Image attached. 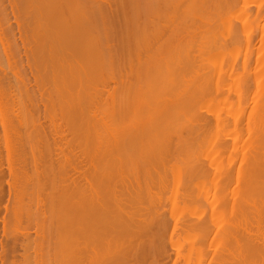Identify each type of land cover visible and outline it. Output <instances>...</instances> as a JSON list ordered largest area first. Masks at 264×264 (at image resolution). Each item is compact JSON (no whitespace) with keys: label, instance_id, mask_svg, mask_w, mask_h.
<instances>
[{"label":"bare ground","instance_id":"bare-ground-1","mask_svg":"<svg viewBox=\"0 0 264 264\" xmlns=\"http://www.w3.org/2000/svg\"><path fill=\"white\" fill-rule=\"evenodd\" d=\"M26 1L34 13H26ZM0 8V64L4 63L2 71L7 66L9 70L2 75L8 78L10 72L16 75L20 69V73L30 69L34 82V89L27 93L28 78H22V84L15 82L21 79L20 73V79L11 77L14 83L12 79L0 81V136L6 144L0 137V144L6 147L0 150L6 149L8 155L7 160L0 155V163L7 161V175L18 180V173L10 167L13 150L7 149L10 136L6 133L13 131L18 138L20 128L28 123L36 138L52 148L50 154L53 149L61 154L59 158L56 153L57 157L46 154L51 158L47 165L38 162L37 149L35 156L31 150L33 173L24 179L29 187L35 186L38 196L49 192L42 196L44 204L39 198L32 201L39 205L34 217L39 220L47 215L51 221V228L47 227L53 231L54 249L60 254L54 252L62 258L58 264H155L158 247L163 252L157 254L169 257L166 246L160 244L167 241L170 225L173 234L188 233L192 227L198 230L197 242L190 246H181L179 235L178 242L173 240L177 261L182 259L184 264H264V0H110L106 4L99 0H0ZM10 12L21 46L15 40V25L10 26ZM26 29L33 33L37 50L31 57L27 48L33 41L25 39ZM19 47L28 57L25 63L23 55L20 60L15 56L21 51ZM39 49L42 53L48 49L52 55L44 51L46 60ZM41 59L44 65L48 62L46 72L41 70ZM13 60L17 67L12 66ZM46 80L53 84V92L48 91L49 105L44 102L46 92H40V82ZM15 83L23 91L18 98L16 92L10 93ZM24 90L30 94L31 112L35 113L26 118L27 124L20 106ZM220 91L221 100L215 99ZM13 94L16 102L11 99ZM242 101L243 107L238 104ZM43 105L47 111L56 108L50 118L44 116L49 122L47 130L40 117ZM10 106L11 113H7ZM17 106L19 109L14 108ZM14 109L21 110V116L13 115ZM21 132L23 138L25 130ZM67 143H76L82 159ZM236 157L245 161L236 166ZM43 165H47L45 170ZM4 166L0 167V177H4ZM67 169L72 170V177ZM19 175L22 178L23 174ZM6 185L9 195L15 186L20 187L16 180ZM15 194L12 202L15 198L18 206L32 203L25 200L19 205L17 197L23 195ZM47 202L49 213L44 215L40 206ZM168 202L173 224L167 221L169 211L163 205ZM3 208L7 214L10 208ZM68 213L74 216L72 223ZM14 214L13 218L21 215ZM212 221H217V228L211 226ZM9 234L5 238L14 236ZM194 234H189L193 242ZM22 235L28 238L27 233ZM16 237L9 238L13 244ZM169 239L172 243V235ZM2 257L0 264H5Z\"/></svg>","mask_w":264,"mask_h":264},{"label":"rangeland","instance_id":"rangeland-1","mask_svg":"<svg viewBox=\"0 0 264 264\" xmlns=\"http://www.w3.org/2000/svg\"><path fill=\"white\" fill-rule=\"evenodd\" d=\"M15 1H16V0H15ZM18 1H19V0H17V2H18ZM99 1H100L101 3L104 2V3L106 4V3H108L110 0H99ZM106 1H108V2H106ZM20 3H21V2H20ZM36 3H38V2L36 1ZM25 4H26L25 6H27V8H28L29 5L27 4V1H26ZM5 5H7V3H5ZM36 5H38V4H36ZM251 5H253L252 2L250 3L249 6H251ZM254 6H255V5H253V7H254ZM253 7L251 6V8H253ZM7 8H8V7H7ZM27 8H25L26 13H27V14H28V13H31L30 11H31L33 8H30V9H29V8L27 9ZM34 8H35V7H34ZM39 9H40V8H39ZM0 10H1V8H0ZM7 10L10 11V8H8ZM37 10H38V8H37ZM40 10H41V9H40ZM252 10H253V9H252ZM32 11H33V13H34V10H32ZM0 13H1V12H0ZM8 13H9V12H8ZM0 15H1V17H2V13H1ZM11 16H12V15H11V12H10V17H9V18H12V19H11V23H10V22H9V23H10V26L12 25V27H14V26H13V25H15L14 22H13L14 20H13V17H11ZM0 19H2V18H0ZM8 20H9V19H8ZM27 20L30 21L29 19H27ZM9 21H10V20H9ZM2 23H3V22H2ZM0 25H1V20H0ZM14 28H15V30H14V31L12 30V31H13V33H15L14 35H15L16 37L13 36V33H10V34H11L10 36H11V37L13 36V40L16 38V39H15L16 42H17V40H18V42H17L18 44H17V45H19V43H20V39L18 38L19 33L17 32L16 25H15ZM253 28H254V26H253ZM253 28H252V29H253ZM27 29H28V28H27ZM27 29H26V31L28 32V33L26 32V33H27V38H26V34H24L25 36H24V35H23V36L25 37V39H26L27 41H29V40H30V41H33V44H31V45H33V46L30 45V48H29V49L27 48V53H30L29 55H30V57H31V52H32V56H33V55H36V54H37V50H36V47H34V46H35V42H34V36H33V33H32V32L29 33V30H27ZM250 29H251V28H250ZM12 31H11V32H12ZM16 32H17V33H16ZM256 32H257V31L255 30V33H256ZM28 34H29V35H28ZM258 34H259V32L257 33V36L259 37ZM225 35L227 36V34H225ZM255 35H256V34H255ZM14 37H15V38H14ZM24 37H23V38H24ZM17 38H18V39H17ZM10 39H11V38H10ZM11 40H12V39H11ZM15 40H14V41H15ZM26 40H25V41H26ZM11 42H12V41H10V43H11ZM16 42H15V43H16ZM40 44H41V43H40ZM40 44H39V45H40ZM9 45H12V46L14 47L13 42H12V44H9ZM258 45H260L259 42H258V44L256 45V48L258 47ZM20 46H21V43H20ZM31 47H32V48H31ZM19 48H20V50L22 49V47H19ZM34 48H35V49H34ZM39 48H40V46H39ZM11 49H12V48H11ZM15 49H16V47H15ZM12 50H14V48H13ZM12 50H11V52H12ZM17 50H18V49H17ZM32 50H33V51L36 50V51H34L35 53H34ZM40 50H41V49H39V52H40ZM14 51H15V50H14ZM23 51H24V49L21 50L20 53L18 52V54L15 55V56L18 55L19 60H20V56L23 55V53H22ZM44 51H46V50H44ZM44 51H43V53H44ZM24 53H25V51H24ZM27 53H26V54H27ZM41 53H42V50H41L40 54H41ZM43 53L41 54V55H42L41 57H45L46 60H47V57L45 56L46 54H47V56H48V55H50V56L52 55L51 52H48V49H47V51H46V53H45L44 56H43ZM50 53H51V54H50ZM12 54H13V53H12ZM19 54H20V55H19ZM13 55H14V54H13ZM29 55H28V56H29ZM15 56H13V57H15ZM25 56H26V57H25ZM13 57H11V58L14 59ZM15 58H16V57H15ZM21 58H22V59L24 58L23 60H24V63H25V62H26V59H25V58H28V57H27V55H23ZM12 59H11V60H12ZM17 60H18V59H17ZM19 60H18V61H19ZM23 60H22V61H23ZM46 60H45V61H46ZM42 61H43V60L41 59V62H42ZM20 62H21V61H20ZM20 62H18V63H20ZM47 63H48V62H47ZM47 63H46L45 65H47ZM3 64H4V63H3ZM3 64H2V65H3ZM11 64H12V66H14L13 64H16L15 66L17 67V62L15 63L14 60H13V63L11 62ZM2 65L0 64V69H1V66H2ZM45 65L43 64V62L41 63V66H42V67H41V70H42V68H43V69H44L43 71H45V67H46ZM6 66H7V63H5V67H6ZM6 68H7V70H5ZM6 68H5L3 71H2L3 68L0 70V73H1V74H0V76H1V77H0V81H2V82H4V83H6V80H7V83H8V82H9V81H8L9 79H12V81H13V83H14L15 76H16V79H18V78L21 76V79L19 78L20 80H15V82H19V81H21L22 78H24V77H25L24 79H26V80H27V78H28L29 80L31 79V78H30V76H31L30 71H31V70H30V69H25V68H24L25 71L22 70L23 73H25V74H24L25 76L21 75V73H22V72L20 73L21 69H20V71H17L18 68H16L15 71H17L18 74L20 73V74H19V77H17V73L14 71V72L16 73V75H14L12 72H10L11 77L13 76L14 80H13V78L8 77L9 75H7L8 78H6V77L4 78L2 74L6 73L5 71H7L6 74H8V71H9V70H8V66H7ZM13 68H14V67H13ZM13 68H12V69H13ZM27 71H29V72H27ZM26 72H27V73H26ZM31 72H32V71H31ZM45 72H46V71H45ZM23 73H22V74H23ZM47 73H48V72H47ZM6 74H4V75H6ZM22 76H23V77H22ZM2 77H3L5 80H4ZM3 80H4V81H3ZM20 83L22 84V82H19V84H20ZM29 83H30L31 85L28 84V82H27V85H28V87H27V88H28V92H27V90H26L27 88L25 89L27 93H29L32 89H34V88H32V87H33L32 84L34 85V82H33L32 80H30ZM11 84H12V83H11ZM15 84H16V86H15ZM15 84H14V86H15L14 88H15L16 91H15V90L12 91L13 88H11V89H10V90H11L10 93L12 94V93L16 92L17 95L14 93V94L16 95L15 97H17V96L20 97V96H21L20 94H21L23 91L19 90V89H21V88L18 87V86H20V85H17L18 83H15ZM9 85H10V84H9ZM12 85H13V84H12ZM52 85H53V84L51 83V81L48 82V80L44 81V83H43V82H40V92H41V94H43L44 92H46V94H43L44 97H45L46 99H44V97H43V99H44V102H45V100H46V103H48V105H49V100H50V99H47V97H48L49 94H51V93H49L48 91H49V90H52V87H51ZM29 86H31V87H29ZM12 87H13V86H12ZM50 87H51V89H49ZM111 87L114 88L115 85H113V83H112V84H111ZM17 88H18V90H17ZM45 88H46V89H45ZM29 89H30V90H29ZM25 90H24V93H23V94H24L23 97H24V96H25V97H24V99L21 98V99L25 100V101H24L25 103H24L23 100H22L21 102H22L23 104H22V103L20 104V106H23V111L25 112L24 115H23L24 112L22 113V115L24 116V120H25L26 118H29V117H31L32 115L35 114V113H32V112H34V111H33L32 108L30 107V106H31V102H30L31 100L29 99V98H31V97H29L30 94H29V96H28V94L25 93ZM45 90H47V91H45ZM17 91H20V92L17 93ZM0 92H1V90H0ZM47 92H48V93H47ZM50 92H51V91H50ZM52 92H53V90H52ZM14 94H13V96L11 97V99L14 98L13 100L16 102V100H17L18 97L15 98V97H14ZM18 94H19V95H18ZM25 94H27L28 97H27ZM218 94H219V95H218ZM221 95H222L221 91L218 92V93L216 94V96H215V99H218ZM10 96H11V95H10ZM50 96H52V98H54V97H53V94L50 95ZM1 98H2V94L0 95V103L2 102V101H1ZM25 98H26V99H25ZM221 98H222V97H220L219 99L221 100ZM19 99H20V98H19ZM27 99H28V100H27ZM32 99H33V101H34V97H33ZM9 102L11 103V101H9ZM235 102H236V101H235ZM242 102H243V101H242ZM10 103H9V104H10ZM19 103H20V102H19ZM24 104H26V106H25ZM28 104H29V105H28ZM238 104H239V106H240V104H241V107L244 106V105H242V104H244V102H243V103L240 102V103H238ZM17 105H18V104H17ZM44 105H45V104H44ZM44 105H43V107L41 106V109H40V112H41L40 115H41V116H40V117H41V119H42L41 121H42V123H43V127L46 128V130H47V126L49 125V122L45 120V117L48 116V117L50 118L51 113H52L53 111H56V108L52 111V109L48 106V109H51V111H52V112H51V111L48 110V111H49V112H48L47 109H46L47 107L44 106ZM14 106H16V105L14 104ZM24 106H25V108H26V111L24 110ZM27 106H28V108H27ZM14 108H15V109H17V108L19 109V106L14 107ZM10 109H12L11 106H10V108L8 107V112H7V113L10 112ZM15 109H14L13 111H14L15 113H17V114L13 113V111H12L13 115H16V116H18V114L20 115V114H21L20 112H21L22 109L20 108L21 110H20V111L18 110L19 113H18V111H16ZM29 109H30V110H29ZM45 109H46V110H45ZM31 111H32V112H31ZM43 111H44V112H43ZM45 111H46V112H45ZM10 113H11V112H10ZM27 113L30 114V115H28ZM45 113H46L47 115H45ZM1 114L4 115V113H1ZM48 114H49V115H48ZM20 116H21V115H20ZM28 116H29V117H28ZM35 116H36V115H35ZM44 116H45V117H44ZM22 118H23V117H22ZM28 120H29V119H26L24 122L26 123ZM27 123H28V122H27ZM27 123H26V124H27ZM28 124H29V125H28V126L25 125V127H24V125H23V126L20 128V130H19L18 138L21 137V134H20V133H22V132H21V129L23 128V129L25 130V132H23V134H25V135L22 134V136H24V137H23V138H22V137L20 138V141H21L20 143H21V144L19 143V139H18V138H15V137H17V136H16L17 134L15 135V133H14L13 131L8 132V134L6 133V136H7V135L10 136V137L7 138L10 142H9L8 140H7V142H6V143H7V149L9 148L8 150H9L10 152H11V150H13L11 153L9 152L10 155L12 156V157H11V162H10V167H11V169L13 168V169H12L13 173H16V174L18 173V174H17V176H18V177H17L18 180H17L14 176H12V177H11V175L8 176L9 173H7L8 170H6V169H8V168H7V167H8V164H7L8 162L6 161L5 163H3L4 160H3V162L1 161V162L3 163V165H1V166H4V165H5L1 170H4L3 173H5L6 175L4 174V177L1 175V176L4 178V179H3V182H5V183L2 182V183H1L2 186H1V184H0V187H1L0 190H2V191H0V192H2V194L0 193V196L3 198V199H1V200L3 201V204H2V202H0V203H1V204H0V206H1V207H0V208H1L0 211L2 210L1 213H0V243H1L0 254H3V255H0V257L3 256V257H2L3 259H1V260H4V261H3L4 263L7 261L5 264H8V263H11V264H12L13 261H14L13 263H16V264H23V263L26 261V258H29V260L26 261L25 264H26V263H27V264H29V263L32 264L33 262H35V263H33V264H58V262H59L60 259H61L60 262L62 261V258H60V255H59L60 253L57 251L58 249H57V250L54 249V248H56V247H54L53 240H52V238H51V237H52V233H53V231L50 230L51 227L48 226L49 223H50L51 221L49 222V218H48V220H47V218H46V217H48L46 214L49 213V212H48V213L46 212V210L49 211V210H48L49 208L46 207V206H50V204L47 202L45 205H43L44 207H43V206H40V209H41L40 212L43 213V210H44V213H43V214L46 215V216H45V219H44V218H41L42 216L40 217L41 219L39 218V220H42V219H43V221H40V222H39L38 217H37V219H36V217H34V216H35V215H34L35 210L38 211L37 208H39V205H38L37 203L33 202V201H35V199H38V198H39L40 200L42 199V202H43V204H44L45 201L43 200V197H42V196L44 195V193H45L46 190L43 191V194L40 193L39 196H38V193H37V191H36L35 186H30V187H29V186L27 185V183H26L27 181H25V180H27V178L29 179V178L32 176V173H33V172H31V171H33V169H32V167L29 165V163L31 164V161H32L31 158H32V155H33V153H32L33 150L35 151V150L37 149L38 154H37V152L35 151L36 153L34 152V156H35V154H37L35 157L37 158V156H38V157L40 158V160L38 161V159H36V158L33 156V157L35 158V160L38 161V162L41 163V164H47V165H49V163H46V162H47L48 160H49V162H50V159H51L49 156H52V154H53L54 157H55V156L57 157L58 155H55V153H56V154H59V151H58V153H57V151H55V150L53 149V152H54V153L51 152V154H50L49 150L51 151L52 148L49 147L48 145H46L45 142L43 143V142H42V141H43L42 139H40V138L38 139V137L36 138L37 134H36L34 128H33V127L30 128L29 126H31V124H30V123H28ZM26 126H27V127H26ZM25 128H26V129H25ZM32 128H33V130H32ZM64 129H66V128H64ZM30 130H31V131H30ZM0 131H1V128H0ZM22 131H23V130H22ZM64 131H65L64 133H67V132H66L67 130H64ZM11 132H12V133H11ZM32 132H35L36 135H35L34 133H32ZM0 133H1V132H0ZM28 133H29V134L31 133V136H30ZM62 133H63V132H62ZM64 133H63V134H64ZM10 134H11V135H10ZM1 135H3V133H1ZM27 135H29L30 137H28ZM33 135H35V136H33ZM64 135L68 136V134H64ZM26 136H27V137H26ZM66 136H65V137H66ZM0 137H2V136H0ZM32 137H35V138H32ZM65 137H64V138H65ZM2 138H3V137H2ZM11 138H13V139H11ZM49 138H50V137H49ZM49 138H48V139H49ZM64 138H63V139H64ZM0 139H1V138H0ZM69 139H70V137L67 138V140H69ZM1 140L4 141V138L1 139ZM1 140H0V142H1ZM30 140H33L34 142H33V141H30ZM49 140H50V139H49ZM49 140H48V142L51 143V140H50V141H49ZM227 140H228V139H227ZM24 141H25V142H24ZM28 141H29V142H28ZM23 142H24V144H23ZM27 142H28V143H27ZM30 142H31V143H30ZM39 142H42V143L39 144ZM1 143H2V142H1ZM25 143H27L28 146H27V144H25ZM32 143H33V144L35 143L34 145H36L37 147L34 146ZM69 143L71 144V141H70ZM69 143H67V144H69ZM72 143H74V142L72 141ZM2 144L6 145V144H5V141H4V143H2ZM41 144H42V145H41ZM44 144H45V145H44ZM63 144H64V141H63ZM70 144H69V146H71ZM4 145L2 146V145L0 144V146H2V147H0V149H1V148H4V147H5ZM20 145H21V148H19ZM22 145H23V146H22ZM39 145H40V146H39ZM75 145H76V143L73 144L71 147H69V149H70L71 151L74 149V150H73L74 153H76V154L78 155V157H79V156H80L79 154H80V151H81V150L78 151V150H79V147H78V146H75ZM30 146H31V147H30ZM38 146H39V147H38ZM41 146H42V147H41ZM47 146H48L49 148H48ZM35 147H36V148H35ZM43 147H44V148H43ZM74 147H76V150H75ZM210 147H211V146H210ZM5 148H6V147H5ZM14 148H16V149H14ZM23 148H24L25 150H24ZM31 148H32V149H31ZM33 148H35V149H33ZM64 148H65V146H64ZM77 148H78V149H77ZM22 149H23V151H22ZM39 149H40L41 151H39ZM1 150H2V149H1ZM1 150H0V153H1L0 155H1V157H2V155L4 154L2 159L5 158V160H7L8 158H7L6 156H8V155H6V152H5L6 149H5V150L3 149V151H1ZM16 150H17V151H16ZM27 150H28V152H27ZM29 150H30V151H29ZM31 150H32V152H31ZM42 150H43V151H42ZM25 151H26V152H25ZM40 152H41V153H40ZM15 153H16V154H15ZM17 153H18V154H17ZM28 153H29V156H28ZM229 153H230V152L225 153L226 155L224 156V158L226 159V160H225L226 162H227V160L229 159V157H228V156H229ZM26 154H27V155H26ZM44 154H45V155H44ZM46 154H47V155L49 154V156H47ZM18 155H19V156H18ZM16 156H17V157H16ZM20 156H22V157H20ZM42 156H43L44 158H43ZM45 156H46V157H45ZM60 156H61V154H59V156H58L57 158H59ZM1 157H0V158H1ZM29 157H30V158H29ZM48 157H49L50 159H49ZM54 157H53V158H54ZM80 158H81V156H80ZM239 158H240V157H238V158L236 157V158H235V161L238 162V164L236 163V166L240 165V162H241V161H243V162L245 161V159H244V160H243V159L241 160V158H240V159H239ZM2 159H0V160H2ZM21 159H22L23 162L21 161ZM45 159H46V160H45ZM74 159H75V158H74ZM81 159H82V158H81ZM236 159H237V160H236ZM238 159H239V160H238ZM28 160H29V161L31 160V161L28 162ZM240 160H241V161H240ZM12 161H14V162H12ZM42 161H43V162H42ZM78 161H81V160H78ZM38 162H36L37 165L39 164ZM2 163H0V164H2ZM24 163H26V164L24 165ZM246 163L248 164L247 161L245 162V164H246ZM11 164H12V165H11ZM13 164H14V165H13ZM16 164H17V165H16ZM41 164H39V165H41ZM243 164H244V163H243ZM245 164H244V165H245ZM31 165H32V164H31ZM39 165H38V166H39ZM47 165H46V166H47ZM1 166H0V167H1ZM24 166H26V167H24ZM29 166H30V167H29ZM43 166H44L43 169L45 170V168H47V167H46L45 165H43ZM21 167H22V169H21ZM41 167H42V165H41ZM41 167H40V170H42ZM4 168H5V169H4ZM23 168H24V169H23ZM82 168H85V166H83ZM19 169H20V171H22V172L18 171ZM30 170H31V171H30ZM38 170H39V168H38ZM38 170H37V171H38ZM6 171H7V172H6ZM16 171H17V172H16ZM174 171H175V173H176V175H177V177H176V175H175V178H176V180H178V179H179V176H178L179 174L176 172V169H174ZM30 172H31V173H30ZM19 173H20L21 175L23 174L22 178H21V176L19 175ZM66 173H68L69 177H70L71 174H73V172H72L71 169H67ZM7 174H8V175H7ZM24 174H25L26 176H24ZM28 174H29V175H28ZM68 175L66 174V177H67ZM19 176H20V177H19ZM27 176H28V177H27ZM2 177H0V178H2ZM8 177H9V178H8ZM10 177H11V178H10ZM23 177H24V178H23ZM26 177H27V178H26ZM69 177H67V178L69 179ZM71 177H72V175H71ZM25 178H26V179H25ZM14 179L16 180V185H18V186H20V187L23 186V188L21 187V189H19L20 187L17 188L16 186H15V190H13V189L11 188V189L13 190V192H12V190H11V191H10V195H9V194H8L9 191H8V189H7L8 186H7L6 184H7V182H11V183L13 184V183L15 182ZM24 179H25V180H24ZM1 180H2V179H1ZM1 180H0V182H1ZM4 180H5V181H4ZM6 181H7V182H6ZM17 181H18V182H17ZM19 182L22 183V184H20ZM32 183H33V182H32ZM32 183H31V185H35V183H34V184H32ZM23 184H24V185H23ZM177 184H178V183H177ZM24 186H25V187H24ZM176 186H178V185H175V190H174V192H177V190H176L177 187H176ZM210 186H211V185H209V187H210ZM4 188H5V190H3ZM16 188H17L19 191H18ZM25 188H28V189H27V192H25V191H26ZM45 188H46V187H45ZM210 188H212V186H211ZM23 189H25V190H23ZM48 189H49V188H48ZM49 190H50V189H49ZM6 191H7V192H6ZM16 192H17V193H16ZM18 192H20V193L24 196V197L22 196L24 199H22V197L18 196V195H20V193L18 194ZM28 192H30V193H28ZM46 192H47V191H46ZM3 193H4V194H3ZM11 193H12V194H13V193H14V194L16 193L15 196H16V197L18 196V197H17V200L20 201V203L18 202L19 205H20L22 202H24L25 200H26V202H27V201H30V200L32 201V198H34V199H33L32 203H29V202H27V203L24 202V204L22 203L21 206H22V207L24 206V207L22 208V207L18 206V204H16V203L14 202V201H15V198H14V201H13L14 203L12 202L13 197H14V196H13L14 194L12 195ZM47 193H49V192H47ZM6 194H7V195H6ZM17 194H18V195H17ZM27 194H30V195H27ZM2 195H4V196H2ZM11 195H12V196H11ZM26 195H27V197H26ZM163 196H164V195H163ZM8 197H9V198H8ZM11 197H12V199H11ZM28 197H29V200H28ZM164 198H165V196H164ZM10 199H11V200H10ZM7 201H8V202H7ZM21 201H22V202H21ZM6 202H7V203H6ZM33 203H34V205H33ZM15 204H16V205H15ZM30 204H32V205H30ZM35 204H37L36 207H34ZM40 204H41V202H40ZM7 205H8V209H9V208H10V209H9L8 213L6 214V213H5V210L3 211V209H4L3 206L5 207V206H7ZM9 205H10V206H9ZM163 205H165V209H167V210L169 211V212L167 213V217L169 218V219L167 218V221L169 220L168 222H169L170 224H173V222H174L173 219L175 218V217H174L175 215L172 213V214L174 215V216H172V218L174 217V218L172 219V220H173L172 222H171V218H170V216H171L170 213L173 212V210H172V205H171V207H170V206H169V205H170V202L167 203V205L169 206V208H171V210H169L168 207L166 208V206H167L166 204H163ZM12 206L14 207V209L16 208V206L18 207V209H19V208H20V209L22 208V209H23V210L21 209V210H22V213H21V210H20V209L18 210L17 208H16L17 210L14 211V209H13ZM27 206L30 207V208H28ZM24 208H25L26 210H24ZM31 208H32V209H31ZM42 208H44V209H42ZM11 209H12V210H11ZM28 209H30V210H29L30 212H33V213H32L33 215L28 211ZM34 209H35V210H34ZM45 209H46V210H45ZM162 210L164 211V206L162 207ZM167 210H166V212H167ZM170 211H171V212H170ZM13 212L16 213V214H14L15 216H16V215L19 216L20 214H21V215L19 216V218L15 217V218H16V219H15V218H13V217L11 216V214L13 215ZM40 212H39V213H40ZM45 212H46V213H45ZM160 212H161V210H160ZM19 213H20V214H19ZM24 213H25V214H24ZM26 213H27V215H26ZM176 213H177V211H176ZM29 214H31L30 217H31V216H33V217L30 218V217L28 216ZM68 214H70V213H68ZM168 215H169V216H168ZM6 216H7L8 218H7ZM10 216H11V218H10ZM23 216H24V217H23ZM26 216H27L28 218H27ZM69 216H70V217L68 218V220H70V223H72L73 220H74V219H73L74 216H73L72 214H70ZM2 217H3V218L5 217V222L2 221V219H3ZM20 217H21V221H20V220L18 221V219H20ZM71 217H72V218H71ZM6 218H7V219H6ZM225 218H226V216H225ZM25 219H26V220H29V222L26 221ZM231 219H232V218H231ZM13 220H14V221H13ZM184 220H186V218H184ZM32 221H33V222H32ZM35 221H36V222H35ZM71 221H72V222H71ZM236 221H237V220H234V223H235ZM20 222H21V223H20ZM47 222H48V223H47ZM230 222H233V221L230 220ZM215 223H217V221H215ZM215 223L212 221L210 224H211L212 227L215 226V228H217V227H218V224H215ZM228 223H229V222H228ZM237 223H238V221H237ZM37 224H38L41 228H42V226H44L42 232H40V231H41V230L39 229L40 227L38 228ZM46 224H47V225H46ZM213 224H214V226H213ZM13 225H14V226H13ZM26 226H28V227L26 228ZM29 226H30V227H29ZM47 226L50 227V228H48ZM46 227H47V228H46ZM170 227H171V225L169 226V229H167V230H168V234H167V236H168L167 238H168V239H166V238L164 239V240H167V241L164 242L165 245H164L163 241H162L163 244H162V243L160 244V246L163 245V248L166 246V249H165L166 251H165V252H167V254L170 253V254H169V257H167V255H166L165 257H167V258H165V257L162 255L164 259L161 258L162 256L159 255V254H157L156 252H158V251H160V252L162 251V252H163V249H162V247H161V248L158 247L157 251H155V253H154V260H155L156 263H158V264H159V262H160V264H162V263H163V264H173L172 262H174V260H175V258H176L174 264H178V263L184 264V262H183L182 259H180V261H179V260L177 261V259H178L179 257L176 256L177 252H176V249H175V247H174L175 244L173 243V240H174V242H175V241L178 242L179 240H181V241H182V242L180 241V242H181V246H190V245H192L193 243L197 242V239H198V238H197L198 230H196L195 227H192V228H190V229L187 228L188 231H189V232H188L187 229H186L185 227H183L184 230H186L188 233H185V234H184V231H181V233H183V234L181 235L180 231H177L176 233L173 234V232H172V227H171V228H170ZM11 228H12L13 230H12ZM30 228H33V229L29 230ZM37 228H38V229H37ZM6 229L10 232V234L13 233L14 236H12V237L15 238V236L17 235L16 238H18V239L16 240V242L13 241L15 244H13V243L11 242V240L13 239L12 237H9L11 240H10L9 238H8V239L5 238V237H8V236H6L5 234H7V235L9 234V232H8ZM21 229H22V230H21ZM23 229H24V230H23ZM25 229L28 230V231H26ZM48 229H49V230H48ZM191 229H192V231L195 230L194 233H195V234L197 233V234L195 235L192 231H190ZM16 230H17V234H16ZM38 230H40V231H39V234H38ZM45 230H46V232H45ZM4 231L6 232L5 234H4ZM18 231H19V232H18ZM48 231H49V232H48ZM50 231H51V233H50ZM196 231H197V232H196ZM47 232H48V233H47ZM26 233L28 234V238H25V237L22 235V234H26ZM45 233H47V235H46ZM171 233H172V234H171ZM192 233L194 234V236H196V238L194 237V242H193V238L189 236V234H190V235H193ZM10 234H9V236H10ZM15 234H16V235H15ZM18 234H19V235H18ZM37 234H38V235H37ZM40 234H43V235H40ZM44 234H45V235H44ZM50 234H51V235H50ZM186 234H187V235H186ZM4 235H5V236H4ZM36 235L38 236V239H37V236H36ZM169 235H170V237H171V235H172V243H173V244L170 243L171 240L169 239ZM174 235H175L176 237H175ZM178 235H179V236H178ZM1 236H2V237H1ZM3 236H4V237H3ZM20 236H22V237H24V238H22V237H20ZM30 236H31V237H30ZM40 236H42V237H40ZM45 236H47V238H46ZM177 236H178V238H181V239L178 240ZM181 236H183V237H181ZM185 236H186V237H185ZM187 237H188V240H189V241H188L187 239H185V238H187ZM4 238H5V240H4ZM19 238H20V239H19ZM43 238H44V239H43ZM45 238H46V240H45ZM182 238H183V239H182ZM40 239H41V240H40ZM42 239H43V240H42ZM3 240H4V241H3ZM27 240H29V241H27ZM39 240H40V241H39ZM44 240H45V242L47 241L48 243H45ZM48 240H49V241H48ZM177 240H178V241H177ZM184 240H185L186 242H185ZM7 241H8V242H7ZM19 241H20V242H19ZM41 241H42V242H41ZM168 241H169V242H168ZM17 242H18V243H17ZM26 242H28L27 245H26ZM30 242H31V244H30ZM166 242H167V243H166ZM187 242L189 243V245H186V244H188ZM191 242H192V243H191ZM16 243H17V244H16ZM38 243H41L42 246L39 245ZM185 243H186V244H185ZM4 244H5V245H4ZM12 244L14 245L15 249H14V247L12 246ZM20 244L24 245L23 249H20V248H22V247H18V245H20ZM28 244H30L31 248H30V246H29ZM36 244H37V245H36ZM44 244H45V245H44ZM182 244H183V245H182ZM2 245H3V246H2ZM52 245H53V246H52ZM173 245H174V246H173ZM11 246L13 247L14 251H13V249H12ZM20 246H21V245H20ZM27 246H29V247H27ZM32 246H33V247H32ZM34 246H35V247H34ZM38 246H39V248H38ZM43 246H44V247H43ZM47 246H49V247H47ZM25 247H26V250H25ZM52 247H53V248H52ZM173 247H174V248H173ZM3 248H4V249H3ZM27 248H28V250L30 249V251H31L32 253H31L30 251H28ZM44 248H45L47 251H46ZM172 248H173V249H172ZM10 249H11V250H10ZM16 249H17V250H16ZM39 249H40V251H39ZM50 249H51V250H50ZM167 249H170V250H167ZM171 249H172V250H171ZM5 250H6V251H5ZM8 250H9V251H8ZM36 250H37V251H36ZM42 250H44V251H42ZM52 250H53V252H52ZM3 251H4V252H3ZM11 251H12V252H11ZM18 251H19V252H18ZM23 251H24V253H23ZM54 251H56L57 253H59V254H58V255H59L58 257H57V255H56L57 253L54 252ZM2 252H3V253H2ZM7 252H8V253H7ZM14 252H15V253H14ZM26 252H27V253L29 252V253L26 254ZM33 252H34V253H33ZM41 252H42V254H41ZM49 252H50V253H49ZM67 252H68V251H67ZM67 252H66V254H67ZM45 253H46V254H45ZM51 253H53L54 255L51 254ZM11 254H13V255H11ZM20 254H22V255H20ZM24 254L26 255V257H25ZM31 254H32V255H31ZM36 254H37V255H36ZM64 254H65V252H64ZM66 254H65V255H66ZM155 254H157V256H156ZM14 255H15V256H14ZM17 255H18V256H17ZM19 255H20V256H19ZM42 255H43V256H42ZM67 255H68V254H67ZM158 255H159V256H158ZM29 256H31L32 260H33V258H34V260L32 261L31 258H30ZM34 256H35V257H34ZM39 256H40V257H39ZM68 256H69V255H68ZM160 256H161V257H160ZM175 256H176V257H175ZM5 257H6V258H5ZM18 257H19V258H18ZM20 257H21V258H20ZM38 257H39V258H38ZM157 257H159V258H161V259H160V260H157ZM181 257H182V256H181ZM23 258H24L25 260H22ZM48 258H49V259H48ZM68 258H69V257H68ZM159 258H158V259H159ZM42 259H43V260H42ZM167 259H168V260H167ZM11 260H12V261H11ZM36 260H37L38 263L36 262ZM47 260H49V261H47ZM163 260H164V261H163ZM169 260H170V262H169ZM181 260H182V261H181ZM55 261H56V262H55ZM67 261H68V259H67ZM69 261H70V260H69ZM158 261H159V262H158ZM176 261H177V262H176ZM0 262H1V261H0ZM44 262H45V263H44ZM49 262H50V263H49ZM53 262H55V263H53ZM154 263H155V262H154ZM156 263H155V264H156ZM66 264H67V262H66ZM152 264H153V263H152ZM185 264H186V263H185Z\"/></svg>","mask_w":264,"mask_h":264}]
</instances>
